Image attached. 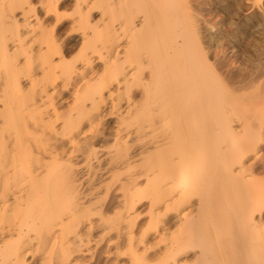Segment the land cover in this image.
I'll list each match as a JSON object with an SVG mask.
<instances>
[{
    "label": "rangeland",
    "instance_id": "374dc122",
    "mask_svg": "<svg viewBox=\"0 0 264 264\" xmlns=\"http://www.w3.org/2000/svg\"><path fill=\"white\" fill-rule=\"evenodd\" d=\"M79 1L60 0L57 4L60 13L58 19L48 11L49 4L44 0H25L22 4L20 0H0V234L9 236H6L0 248L7 250L13 247L15 250L21 240L24 245L21 250L29 264H53L52 261L45 262L48 252L53 256L61 249L68 251V258L71 256L67 264H144V258H147L146 262L154 264L156 254L166 247V243L161 242L159 237L163 228L159 232L160 229L158 231L153 227L155 221L148 210L151 200L143 198L139 201L133 193L142 187L140 190L144 188V191H140L141 194L148 196L157 187L154 180L158 176L154 179L152 176L167 174L164 172L170 170L166 168L168 164L175 157L183 155L181 148L184 140H178L181 141L179 149L178 142H161L175 128V119H168V112L160 111L164 113L157 112V115L152 113V109L160 108L157 105L161 99L153 103L151 99L142 102L139 97L136 102L140 106L136 108L133 98L123 94L125 76L111 69L114 61L117 64L124 60V52L121 51L126 39L118 31L121 9L114 8L112 18L109 14L106 16L103 9L106 0H92V4ZM211 1L210 8L203 6V9H207V13H203L204 17L199 16L205 28L201 33L203 39L200 45L206 49L203 54L207 53L208 63H215L216 54L224 55L231 67L239 65L241 72L257 73L251 77L254 81L249 79L251 83L234 88L236 104L242 102L237 104L238 116L242 119L237 126L244 129L259 114L255 104L264 96V0ZM211 8L215 9L214 14ZM111 19L116 22L112 24ZM26 23L34 27V32L29 34L20 49L4 59L1 56L3 45L6 43L14 48L13 45L18 44L15 43L14 28L20 25L23 34L27 35L28 31L23 27ZM95 24L97 31L94 29ZM1 25L5 26L2 29L5 31L8 27L6 32L1 30ZM153 41L149 47L156 46ZM255 68L258 70L255 71ZM88 86L94 91H90ZM111 94L114 97H110ZM151 102L152 106L148 105ZM161 103L164 107L167 105L163 101ZM148 106H151V112ZM148 113H151V117ZM137 114L141 117L138 118ZM167 120H172L173 125L165 127ZM157 124L159 127H155ZM160 126L165 129H160ZM151 133H158V137H153ZM136 140H140L137 146ZM263 149L264 139L260 143L259 156L251 158L264 159ZM165 150L174 151L166 153ZM154 151L157 152V159H153L156 154ZM158 151H161V155ZM165 154L168 156L165 157ZM169 154H173L174 158ZM159 155L167 161L159 159V162ZM123 159L126 160L125 165L120 166L119 161ZM252 159L246 163V167L255 163ZM141 160L143 163H140ZM161 163L162 166L164 163L163 167ZM262 168L264 166L257 170L259 175L255 172L256 176L264 177ZM136 172L143 176L135 177ZM50 173L53 174L47 177ZM145 175H150L147 176L148 180ZM29 193L31 202L28 201ZM46 196L50 198L49 202ZM29 204L37 209L32 210L33 214H26V206ZM164 210V207L159 208L161 214ZM78 232L81 234L78 235ZM4 250L0 251L2 257H10L12 262L13 257ZM186 255V260L192 261L187 263L194 264L193 254ZM141 260L143 262L140 263Z\"/></svg>",
    "mask_w": 264,
    "mask_h": 264
},
{
    "label": "bare ground",
    "instance_id": "6f19581e",
    "mask_svg": "<svg viewBox=\"0 0 264 264\" xmlns=\"http://www.w3.org/2000/svg\"><path fill=\"white\" fill-rule=\"evenodd\" d=\"M24 1L25 0H20V3L22 4ZM59 1L60 0H44L46 4H49L48 11L51 14L54 13L58 19L60 18L57 5L59 4ZM17 2H19V0H17ZM79 2H82V4H92V0H81ZM211 2V0H106L105 4H103V9L106 12V16L109 14L112 16V18H114L113 9L116 7L121 9L122 13V17H120L121 21L119 22L121 23L120 28L118 27L120 30L118 31H120L126 39L125 47L123 46V51H121L124 52V60L119 61L117 64L113 60V67H111L112 65L110 67L115 71L121 72L125 76V86H122L124 89L123 94L126 93L127 96L133 98L136 108L139 105L136 102L139 97H141L142 102H145L146 100L150 101V99L153 100V103H157L161 100L165 102L167 104L165 107L161 101L160 104L158 103L157 105V107L160 105V108L152 109V113H156L157 115V112H168L170 114L168 119H175L173 121L175 128L172 132L168 131V136L162 138L161 142L165 141L169 144H173L177 143L180 139L184 140V143H182L183 147L181 148V153L183 155H179L178 158L175 157V159H173L171 162H166L167 164L170 162L168 164L169 166L166 167L168 170L170 168V170L168 172L164 170V173L167 174H162L159 176V173L158 175L156 174L155 176H152L153 179L157 178L158 176V178L154 180L157 187L150 194H148V196L146 194L142 195L143 193L140 192L144 191V188L140 190L142 187L139 188V190L137 188V190L133 193L134 198L138 200L143 198H149L151 200L148 210L149 213L152 214L155 221V225L153 227L158 231L160 229L159 232H161V229L163 228L162 233H159L160 236H158L160 237L161 242L164 244L166 243V247H164V250H160L161 252L158 255L156 254L157 260L154 264H188L187 262L192 261L186 260L187 255L185 256V254L187 253L193 254L192 259L193 262L195 261L194 264H264V177H258L255 175V172L261 169V166H264V159H256L260 154V143L264 139V96L263 98L260 97L259 102L256 101L258 103L255 104V109L259 111V114L252 120L250 125L247 124L248 126L244 129H239L237 124H240L242 119L238 116L239 114L237 104L239 102L236 104L234 88L239 86L244 87L245 84L247 85L249 82V79L253 76H256L257 73L249 72L246 74V71L243 69L242 71L244 72H241V69L239 70L238 68L239 65L234 68L231 67L226 60V56L224 55L220 56L219 54H214L216 65L214 61L213 65L208 63V60L206 59L207 53L203 54V51L205 52L206 49L200 45L201 39H203L201 37V33L205 28L199 16L204 17L203 13H205V10L207 9H203V6H208L210 8ZM211 10V12L214 14L215 9L211 8ZM111 20L113 22L112 24L116 22L113 19ZM58 21L59 20H57V22ZM3 25H1V30L5 27H3ZM20 27V25H17L16 28H14V39L15 43L18 44L15 46L13 45L14 48H10L6 43L3 45L1 49V56L4 59H8L12 52H16V49H20V45L26 41L29 34L34 32V27L28 23L23 25V27L28 31L27 35L23 34ZM83 29L85 28L83 27ZM94 29L96 31L98 30L97 25L94 27ZM2 31L6 32L5 30ZM10 32H12V29ZM8 37L10 40L12 39L10 36ZM152 40H154L153 42L156 43V46L149 47L150 43H152ZM50 46L51 45H49V47ZM112 54L114 55V53ZM256 69L257 68L254 70L256 71ZM144 70L148 71L149 74L146 75V71L144 74ZM251 79L253 80V78ZM131 80H134V82L132 81V83ZM97 83L98 82H96V84ZM90 88L91 87H89V89ZM139 89H141V92H139ZM91 90L92 88L90 91ZM92 91H94V89ZM85 96L86 95H84V97ZM109 96L114 97L113 94ZM255 98H257V96ZM151 104L152 102L148 105ZM151 106H148V110H150V112L151 109H149V107ZM246 112L247 111L243 113L246 114ZM127 113H129V111ZM124 115L126 114L124 113ZM139 116L140 115H138V118L141 117ZM153 116L154 115H152V117ZM156 119L154 120L156 121ZM172 120H167L164 126L166 127L168 124L173 125ZM242 122H244V120ZM160 125L163 126V123ZM155 127H159L158 124ZM163 128L160 126V129L163 130ZM151 134L154 137L155 134ZM145 138L147 139V137ZM141 139L144 141L143 138ZM139 141L135 142V145L139 143ZM180 142H178L179 144L177 148L179 147ZM122 146L123 144H121L120 147ZM125 146H128V143H125ZM170 146L172 147V145ZM118 149L120 148L118 147ZM161 151H158V154L161 155ZM173 151H166V153ZM155 153V156L153 155L154 153L152 154L154 156L153 159L157 155V152ZM176 153L178 155V152ZM160 155L158 160L163 159ZM254 155L256 157L255 159L253 158L255 163L246 167V163L249 162V160L252 159L251 156ZM164 156L167 157L168 155L165 154ZM169 156L173 157V154H169ZM125 161V159L119 161L120 166L125 165ZM148 162L150 161L148 160ZM154 162L156 161L154 160ZM140 163H143V161ZM159 164L157 162V165ZM163 166L161 163V167ZM152 168L149 169L153 170ZM52 174L53 173L48 174L47 177H50ZM134 176L141 177L143 174L136 172ZM47 180L46 182H48ZM135 182L136 181H134V183ZM28 195H26V198H28V201H30L29 199L31 194L29 193ZM46 198H48V200ZM46 198L45 199L47 202H49L50 198L47 196ZM33 203L35 202H32V204ZM32 204L26 206V214H33L31 212H33L32 210H35L36 208H34ZM160 207L165 208L163 214L159 212ZM153 227L152 230L154 229ZM144 232L147 231H143V233ZM80 234L78 232V235ZM6 236V234H4V236L0 234V244L3 242V240L9 237ZM57 236L54 237L56 238ZM82 238L83 237H81V239ZM77 240L79 241V239ZM20 241L18 244L16 243L17 245L15 250L13 247V249L10 247L7 250H4L3 247L0 248V251L2 249L7 252L6 254H9V256L11 255V257H13L11 262L9 259L10 257H2L3 255H1V252L0 264H29V260H26L25 255L23 254L24 252L21 250V248L23 249L24 247H22L23 244ZM130 241L132 244V240ZM56 242L57 241H55V244ZM61 242L64 241L61 240ZM73 242L74 241L72 240V243ZM80 243L83 242L80 241ZM87 243L90 244L89 242ZM149 243L151 242L149 241ZM65 245L67 244L65 243ZM152 248L153 247H151V250ZM154 249L153 251L155 252ZM139 254L142 253L140 252ZM69 258L68 251L66 249H61L56 253V255L53 256L49 251L47 259L45 258V262L51 263L52 261L53 264H67L69 263L67 262ZM77 258L78 257H76V259ZM146 259L147 258H144V264H151L150 262H146ZM142 260L140 263L143 262ZM101 261L103 260H100V262ZM42 264L45 263L43 262ZM102 264L106 263L104 262Z\"/></svg>",
    "mask_w": 264,
    "mask_h": 264
}]
</instances>
